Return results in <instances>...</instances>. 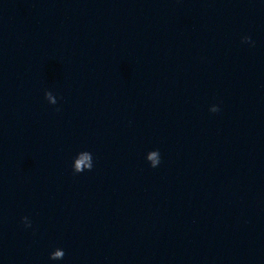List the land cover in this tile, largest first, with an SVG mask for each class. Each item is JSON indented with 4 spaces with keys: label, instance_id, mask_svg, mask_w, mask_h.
Instances as JSON below:
<instances>
[{
    "label": "clouds",
    "instance_id": "clouds-1",
    "mask_svg": "<svg viewBox=\"0 0 264 264\" xmlns=\"http://www.w3.org/2000/svg\"><path fill=\"white\" fill-rule=\"evenodd\" d=\"M242 41L244 43H254V42L251 41V37H248V36L243 37ZM45 96L47 98H49V99L51 98V94L50 93H45ZM217 111H219V108L213 109V112H217ZM157 151H159V150H157ZM155 156H156V153H152V156L149 157L150 159H154V164L152 165L153 168L157 167V164L155 163ZM22 222L25 224V227H31V223H30L28 217H23L22 218ZM64 255H65L64 251H59L58 250V251L52 252L50 254L49 258L51 260H57V259H61L62 260L64 258Z\"/></svg>",
    "mask_w": 264,
    "mask_h": 264
}]
</instances>
